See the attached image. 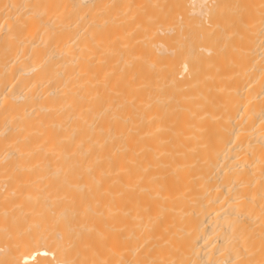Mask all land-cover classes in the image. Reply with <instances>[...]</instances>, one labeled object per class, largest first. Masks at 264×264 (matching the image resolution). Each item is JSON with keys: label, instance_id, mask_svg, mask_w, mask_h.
I'll use <instances>...</instances> for the list:
<instances>
[{"label": "bare ground", "instance_id": "bare-ground-1", "mask_svg": "<svg viewBox=\"0 0 264 264\" xmlns=\"http://www.w3.org/2000/svg\"><path fill=\"white\" fill-rule=\"evenodd\" d=\"M0 264H264V0H0Z\"/></svg>", "mask_w": 264, "mask_h": 264}]
</instances>
